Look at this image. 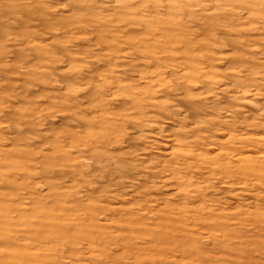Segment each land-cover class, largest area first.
Segmentation results:
<instances>
[{
    "label": "rangeland",
    "instance_id": "374dc122",
    "mask_svg": "<svg viewBox=\"0 0 264 264\" xmlns=\"http://www.w3.org/2000/svg\"><path fill=\"white\" fill-rule=\"evenodd\" d=\"M0 264H264V0H0Z\"/></svg>",
    "mask_w": 264,
    "mask_h": 264
}]
</instances>
